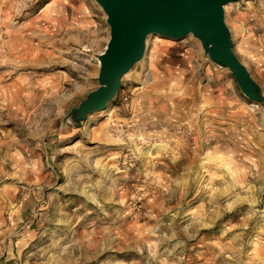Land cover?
Masks as SVG:
<instances>
[{
	"label": "rangeland",
	"instance_id": "1",
	"mask_svg": "<svg viewBox=\"0 0 264 264\" xmlns=\"http://www.w3.org/2000/svg\"><path fill=\"white\" fill-rule=\"evenodd\" d=\"M104 20L93 0H0V264H264V103L192 36L149 35L73 127ZM223 22L264 94V0Z\"/></svg>",
	"mask_w": 264,
	"mask_h": 264
},
{
	"label": "water",
	"instance_id": "2",
	"mask_svg": "<svg viewBox=\"0 0 264 264\" xmlns=\"http://www.w3.org/2000/svg\"><path fill=\"white\" fill-rule=\"evenodd\" d=\"M235 1L93 0L108 27L104 49L95 56L98 86L70 109L65 119L75 127L87 115L102 112L116 95L122 77L141 60L149 35L170 40L192 36L209 62L230 73L244 98L264 103L260 87L233 53L223 22V7Z\"/></svg>",
	"mask_w": 264,
	"mask_h": 264
},
{
	"label": "crops",
	"instance_id": "3",
	"mask_svg": "<svg viewBox=\"0 0 264 264\" xmlns=\"http://www.w3.org/2000/svg\"><path fill=\"white\" fill-rule=\"evenodd\" d=\"M79 10L82 12V15L84 16L83 21H88L83 13H86L87 9L84 7H79Z\"/></svg>",
	"mask_w": 264,
	"mask_h": 264
}]
</instances>
